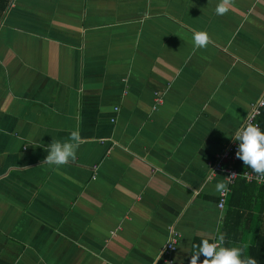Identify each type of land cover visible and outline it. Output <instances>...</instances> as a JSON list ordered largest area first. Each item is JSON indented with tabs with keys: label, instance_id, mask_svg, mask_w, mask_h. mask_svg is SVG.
I'll return each instance as SVG.
<instances>
[{
	"label": "crops",
	"instance_id": "0c3cea01",
	"mask_svg": "<svg viewBox=\"0 0 264 264\" xmlns=\"http://www.w3.org/2000/svg\"><path fill=\"white\" fill-rule=\"evenodd\" d=\"M218 2L11 1L0 25V264H166L172 230L174 264H190L203 239L251 246L259 188L233 199L248 210L228 220L239 233L227 243L215 188L226 174L210 172L264 101V0H235L224 16ZM194 30L213 43L196 48ZM74 130L76 160L43 164Z\"/></svg>",
	"mask_w": 264,
	"mask_h": 264
},
{
	"label": "clouds",
	"instance_id": "9594fccd",
	"mask_svg": "<svg viewBox=\"0 0 264 264\" xmlns=\"http://www.w3.org/2000/svg\"><path fill=\"white\" fill-rule=\"evenodd\" d=\"M234 3L235 0H219L215 7V14L226 15ZM193 41L196 48H207L213 43L206 31L194 30ZM234 141L238 142L236 158L241 160L244 166L249 167L258 177L264 179V131L258 125L246 124L235 132ZM82 142L79 131L75 130L70 133L67 140H52L46 149L48 155L42 161L43 164L57 168L68 165L71 161L76 160L77 151ZM233 175L235 174H229L225 180ZM215 188L218 192H224L227 190V183L219 182ZM194 248L190 264H199L201 256L204 257L202 264H257L256 259L245 255V249L242 247L219 246L215 242L203 239L200 244L194 245Z\"/></svg>",
	"mask_w": 264,
	"mask_h": 264
},
{
	"label": "trees",
	"instance_id": "16d2710c",
	"mask_svg": "<svg viewBox=\"0 0 264 264\" xmlns=\"http://www.w3.org/2000/svg\"><path fill=\"white\" fill-rule=\"evenodd\" d=\"M12 0H0V25L3 21L4 15L10 5ZM258 123L260 125V129L264 131V111L262 113V116L259 118ZM237 169L243 172L245 169H250L247 166H244L243 162L240 160L237 163ZM251 170V169H250ZM244 187V188H243ZM259 188V194L261 196V200L259 201L261 203V206L258 208L259 212L257 214L252 211V214L250 216V221L251 219L255 225L256 230H252L254 234V239L251 242V246L248 249H245V255L251 256L252 258L256 259L257 264H264V234L261 230L262 224L264 223L263 217H264V188L259 187L256 183H248L244 178H239L235 180L234 183L230 185V194L226 203L227 206V212L225 216V220L223 222V237L225 239V242H230V241H237L235 240L234 235L239 233L238 229H234L231 231L230 227L227 225L228 220L233 219L232 221L239 219L240 224L243 223V220L245 219L244 212H247L248 208H244L241 206L240 208L243 209V211L240 213V209L235 210V208H232V201L235 197H237L238 194H240V191L242 192H251L256 191V189ZM232 208V209H230ZM230 247V245H227ZM204 257H200V262L199 264H202Z\"/></svg>",
	"mask_w": 264,
	"mask_h": 264
},
{
	"label": "built area",
	"instance_id": "2783aa9c",
	"mask_svg": "<svg viewBox=\"0 0 264 264\" xmlns=\"http://www.w3.org/2000/svg\"><path fill=\"white\" fill-rule=\"evenodd\" d=\"M161 105H162V101L157 100L155 109H157ZM263 111H264V101L262 100L256 103L255 106H253L244 125L252 124V125H258L260 127L258 120L262 116ZM237 143L234 141V137H233V140L226 147L223 154L219 155L217 157V161L211 166L210 175H213L218 171H223L226 174V176H228L229 174H235L226 180L227 190L224 192H219L217 205H218V209L221 212L225 210L226 203H227L230 191H231L230 185L235 179L242 177L247 182L249 183L255 182L264 188V179L258 177L255 173H253L250 170L240 172L239 170H237V168L234 167L235 164H237V162L240 161L235 156V153L238 148ZM180 237H181L180 233L174 230L171 231L169 242L167 243L164 249V256L166 259V264H174L173 255L178 250V241ZM214 242L217 243L219 246L224 245L223 240H215Z\"/></svg>",
	"mask_w": 264,
	"mask_h": 264
}]
</instances>
